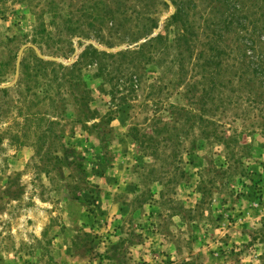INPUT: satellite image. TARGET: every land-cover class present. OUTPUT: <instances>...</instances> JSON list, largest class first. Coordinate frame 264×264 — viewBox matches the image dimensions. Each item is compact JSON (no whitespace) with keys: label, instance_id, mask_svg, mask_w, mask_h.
Returning a JSON list of instances; mask_svg holds the SVG:
<instances>
[{"label":"rangeland","instance_id":"374dc122","mask_svg":"<svg viewBox=\"0 0 264 264\" xmlns=\"http://www.w3.org/2000/svg\"><path fill=\"white\" fill-rule=\"evenodd\" d=\"M165 1L155 7L161 25L152 36L169 42L177 29L164 23L178 5L197 32L228 35L233 59L242 60L249 31L264 30V0ZM153 4L0 0V87L11 88L0 97V264H264V134L252 114L227 107L219 128L227 143L200 142L198 128L170 126L157 136L175 105H194L181 95L175 53L158 48L149 64L137 54L104 58L113 71L105 79L81 58L90 46L116 54L140 45L129 38ZM30 49L67 67L80 62L75 94L89 92L101 116L120 70L137 67L140 88L124 91L128 101L112 121L86 128L72 91L51 83L53 72L17 88L23 59L36 71Z\"/></svg>","mask_w":264,"mask_h":264},{"label":"trees","instance_id":"16d2710c","mask_svg":"<svg viewBox=\"0 0 264 264\" xmlns=\"http://www.w3.org/2000/svg\"><path fill=\"white\" fill-rule=\"evenodd\" d=\"M17 1L25 2L26 0ZM45 1L48 2L49 0ZM152 1L154 4L149 6L144 18L139 20L141 24L138 23L139 26L132 32L129 38L133 44L144 40L143 43L133 49L116 54H108L90 46L81 56L83 58L82 60H87L85 65L87 67H96V70L99 71L97 77L105 79L113 71L109 64L102 62L104 58L116 60L117 58H128L130 55L137 54L143 59H146V63L149 64L158 55V48L165 50L166 55L169 57H172L175 53L172 61L175 62V65L177 63L179 66L175 76L179 80V85H183L184 91L181 95L184 98H189L192 95L191 100L194 105L188 107L175 105L173 107L174 111L172 112L175 118L163 123L158 128L160 131L154 132V134L159 136L162 134L161 129H169L170 126L175 131H182L184 133L190 129L196 130L198 128L200 131V142L205 143L211 137H215L216 140L227 143V137L219 134V128L227 126L224 119L227 118V107L231 106L242 109L245 116H249L251 113L253 127L255 130L260 129L264 134V52L260 51L261 46L264 45V30L253 33L249 31L247 33L248 43L245 46L244 54L240 61L233 59L232 54L228 53L223 46V40L228 35L226 36L222 32L216 34L215 31L202 33L194 30L189 16H187L184 8L178 5L176 0L172 1L176 6L178 5L177 11L165 21L163 29L164 31H169L171 27L176 28L177 34L174 40L169 42L162 32L152 36L161 25V18L158 15L159 10L155 7L157 5H163L166 8L169 6L165 0ZM42 27V33L46 32V25L43 22ZM41 41L38 36H34L31 43L37 45L43 52L44 46ZM30 52L36 71L33 74L32 63L28 62L26 58L23 59L21 62V76L16 85L17 88H20L24 82L33 78L36 79V84L38 82L40 83L41 77L46 83L49 80L50 73L53 72L54 80L52 79L51 83L54 81L58 83L62 82L59 86L60 89L61 87H68L72 91L76 104L81 107L79 108L78 121L86 128H88L89 122L96 119H100V122L112 121L123 110L124 103L128 101V94L124 95V91L127 90L137 94L141 85V82L137 81V67L135 69L133 67L120 70V75L117 77L118 88L114 87V90L112 89L108 93L111 98V107L104 116H101L97 110H91L89 105V92L86 93L85 97L75 94L74 88L78 85L74 81L75 77H77L75 74L80 71L82 73L79 67L81 66L80 62L74 64L72 67H67L54 61H45L34 49H30ZM129 70L132 72L128 73ZM224 70L231 72V78L228 81L222 79ZM190 72L191 74L194 72L197 73L190 76ZM82 75H80V78L83 81L86 75ZM122 80H124L122 82L123 87L120 84ZM10 90L11 88L0 87V97L8 96ZM192 98H196V100ZM137 103L133 102L135 105ZM236 118L240 117L236 116ZM99 124L94 123L91 128H96ZM145 138L148 137L145 136ZM153 138L154 136H150V141ZM170 138L172 136H169L167 141ZM228 145L226 146L227 149L229 148ZM55 159L60 163L62 161L57 155Z\"/></svg>","mask_w":264,"mask_h":264},{"label":"water","instance_id":"95a60500","mask_svg":"<svg viewBox=\"0 0 264 264\" xmlns=\"http://www.w3.org/2000/svg\"><path fill=\"white\" fill-rule=\"evenodd\" d=\"M142 42H144V41H142ZM142 42H141V43H142Z\"/></svg>","mask_w":264,"mask_h":264}]
</instances>
